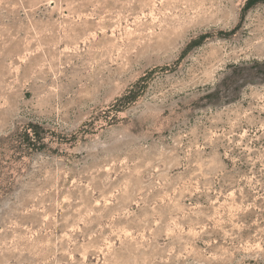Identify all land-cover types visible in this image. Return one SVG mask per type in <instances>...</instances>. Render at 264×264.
<instances>
[{
    "label": "rangeland",
    "instance_id": "1",
    "mask_svg": "<svg viewBox=\"0 0 264 264\" xmlns=\"http://www.w3.org/2000/svg\"><path fill=\"white\" fill-rule=\"evenodd\" d=\"M0 264H264V0H0Z\"/></svg>",
    "mask_w": 264,
    "mask_h": 264
}]
</instances>
